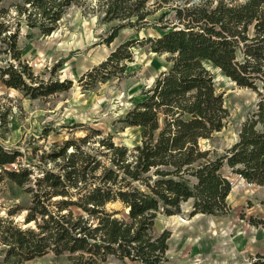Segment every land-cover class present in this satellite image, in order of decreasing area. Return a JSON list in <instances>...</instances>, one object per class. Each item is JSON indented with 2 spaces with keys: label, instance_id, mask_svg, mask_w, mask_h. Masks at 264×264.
Listing matches in <instances>:
<instances>
[{
  "label": "trees",
  "instance_id": "16d2710c",
  "mask_svg": "<svg viewBox=\"0 0 264 264\" xmlns=\"http://www.w3.org/2000/svg\"><path fill=\"white\" fill-rule=\"evenodd\" d=\"M78 2L19 0L0 7V83L32 99L73 86L70 79L36 75L19 41L50 36ZM97 2L103 20L114 23L104 43L125 29H153L155 35L123 40L82 75L85 89L122 77L138 47L166 54L171 66L119 120L123 129H141V142L132 149L77 122L62 126L70 129L68 139L41 155L30 153L25 165L20 149L0 144V185L30 197L26 208L15 205L0 217V264H25L50 253L66 255L68 264H109L111 257L167 264L171 232L153 235L157 216L180 214L186 202L191 217L228 215L233 184L227 170L262 188L264 206V0ZM207 63L258 98L238 139L223 151L210 145L229 114ZM77 131L84 135L75 136ZM117 203L122 210L108 209ZM23 210V221H16Z\"/></svg>",
  "mask_w": 264,
  "mask_h": 264
},
{
  "label": "rangeland",
  "instance_id": "374dc122",
  "mask_svg": "<svg viewBox=\"0 0 264 264\" xmlns=\"http://www.w3.org/2000/svg\"><path fill=\"white\" fill-rule=\"evenodd\" d=\"M18 1L3 0L0 7L9 8ZM13 12L11 8L10 13ZM113 24L103 20L97 0H79L67 10L50 36L21 37L23 59L36 75L44 80L70 79L74 82L68 91L37 99L0 83V144L20 149L25 154L19 159L22 164H26V156L30 157V153L41 155L54 142L68 139L70 129L62 126L72 122L99 127L105 133L113 134L116 144L129 149L141 142V129H123L119 120L141 99L143 89L149 88L171 63L166 54L149 52L147 46L138 47L134 49V61L122 77L85 89L79 82L82 75L104 61L123 40L155 35L153 29L140 33L125 29L108 45L104 38ZM3 58L0 54V65ZM207 67L229 114L225 128L210 145L223 151L238 139V131L256 108L258 98L255 92L237 86L212 64L207 63ZM74 135L83 136L84 131ZM225 173L230 175L233 184L228 198L231 205L228 215L191 217V204L186 202L180 214L157 216L153 235L158 236L165 230L171 232L167 264H264L263 190L248 185L228 170ZM16 190L13 195L8 186L0 185V217L7 216V210L15 205L24 208L29 205L30 197ZM108 209L120 211L122 207L117 203L109 205ZM25 215L26 210H23L13 218L22 222ZM255 221L261 223L254 225ZM25 264H68V260L66 255L57 257L50 253ZM109 264L128 263L111 257Z\"/></svg>",
  "mask_w": 264,
  "mask_h": 264
},
{
  "label": "water",
  "instance_id": "95a60500",
  "mask_svg": "<svg viewBox=\"0 0 264 264\" xmlns=\"http://www.w3.org/2000/svg\"><path fill=\"white\" fill-rule=\"evenodd\" d=\"M214 68H217L216 66L213 65Z\"/></svg>",
  "mask_w": 264,
  "mask_h": 264
},
{
  "label": "built area",
  "instance_id": "2783aa9c",
  "mask_svg": "<svg viewBox=\"0 0 264 264\" xmlns=\"http://www.w3.org/2000/svg\"><path fill=\"white\" fill-rule=\"evenodd\" d=\"M248 185H252V184H248Z\"/></svg>",
  "mask_w": 264,
  "mask_h": 264
}]
</instances>
